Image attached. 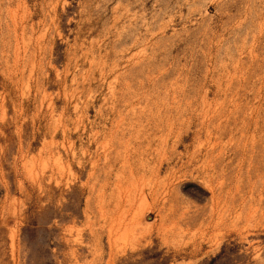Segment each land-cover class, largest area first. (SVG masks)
I'll use <instances>...</instances> for the list:
<instances>
[{
	"label": "rangeland",
	"instance_id": "rangeland-1",
	"mask_svg": "<svg viewBox=\"0 0 264 264\" xmlns=\"http://www.w3.org/2000/svg\"><path fill=\"white\" fill-rule=\"evenodd\" d=\"M0 264H264V0H0Z\"/></svg>",
	"mask_w": 264,
	"mask_h": 264
}]
</instances>
